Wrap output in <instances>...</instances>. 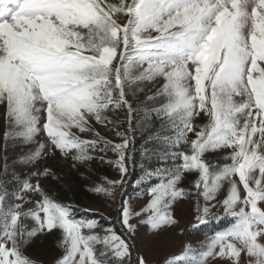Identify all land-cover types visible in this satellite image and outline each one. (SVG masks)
<instances>
[{"label": "snow or ice", "instance_id": "obj_1", "mask_svg": "<svg viewBox=\"0 0 264 264\" xmlns=\"http://www.w3.org/2000/svg\"><path fill=\"white\" fill-rule=\"evenodd\" d=\"M148 85L155 90L145 97L151 103L141 123L128 95ZM0 107L3 176L10 148L26 149L20 155L25 166L57 154L85 163L94 159L91 153L112 152L115 159L106 162L121 179L93 189L105 196L128 172L133 122L150 132L149 139L163 136L162 163L171 166L145 172L160 178L148 189L147 205L133 212L121 200L120 222L129 238L137 231L131 220L143 213L147 218L139 223L153 234L178 223L171 209L186 198L178 186L186 174L195 177L191 194L205 201L197 205L193 228L207 222L227 181L221 203L232 222L190 264H207L210 257L264 264V210L258 206L264 204V0H0ZM124 108L129 126L122 132L109 113ZM201 115L208 122L195 124ZM153 120L159 131L148 129ZM93 122L111 126L119 142L101 137ZM41 133L46 139H37ZM221 149L229 150L224 164L204 158ZM50 172H31L35 185L19 181L12 196L20 203L7 202L0 179V264H36L26 247L56 231L62 256L55 264H148L139 253L133 258L130 239L111 227L101 235L97 220L78 219L71 204L50 197L40 185ZM28 192L39 199L23 210L33 203L23 195ZM192 251L185 245L162 264H180Z\"/></svg>", "mask_w": 264, "mask_h": 264}, {"label": "rangeland", "instance_id": "obj_2", "mask_svg": "<svg viewBox=\"0 0 264 264\" xmlns=\"http://www.w3.org/2000/svg\"><path fill=\"white\" fill-rule=\"evenodd\" d=\"M132 106H138L137 104L134 105L133 102L129 101ZM2 107H0V112H2ZM201 121H204L203 123L208 122V118L201 115L200 117H197L194 121L197 125H203ZM201 123V124H200ZM94 125V124H93ZM95 131H97L99 134H104L105 138L107 140H111L113 142H119V138L116 136L115 132L108 131L104 126L101 124H95L94 126ZM3 130V121L0 120V131ZM88 135H84L82 138H86ZM37 139H46L43 136V133H41L40 136L37 137ZM87 139V138H86ZM229 152L228 149H221L217 150L215 152L209 151L205 153V159L212 162V163H219L224 164L226 161L223 160V156ZM112 153V152H111ZM129 154V152H128ZM113 159H115L114 154ZM71 156L64 158L59 156L57 154L54 158L48 157L37 164H32L28 166V169H32L35 166L39 167H56L60 170H63L64 173H66V177L71 174H74L76 172L75 167H84L83 164L76 163L74 167L71 166L70 161ZM220 158V159H217ZM5 160V159H4ZM93 168V167H92ZM86 177H92L97 174L96 172H93L94 169H91L90 166H85ZM100 171H98L99 173ZM101 173V172H100ZM131 174L132 171L128 170L127 174L123 177V184L120 187H117L114 190V193L112 196H105V198L98 200V203H95L93 205L83 204L82 208H80L83 211H78V214L84 213L85 211L93 212L99 215V217L107 219V221L114 220L116 217L119 216L120 221V213L119 209L121 207V200L127 199L132 207L133 212H139L141 211L148 203L150 197L147 195L148 191H138L134 192L135 186H130L131 182ZM26 175L27 179L30 180V182L35 185L36 178L30 177L26 172L24 173ZM108 179L105 180V187H108L107 181L108 180H119L121 179L119 173L116 171V169L113 167L112 172L109 174ZM238 182V177L234 178ZM52 180V178H51ZM50 179L44 180L43 177H40V185L42 189L47 193L48 191H51L52 187L49 183H53ZM133 185V184H132ZM135 185H138L135 183ZM133 188V189H131ZM228 190V183L227 181L223 182L221 190L217 193L216 200L212 201L211 204H214L215 207L211 208L210 216L207 220H209L212 217L221 216L224 215L222 200L226 197ZM241 196H243V189L240 188ZM26 199L31 200L33 203H27L24 204V209H28L34 206V202L39 199V196L28 192L23 193ZM13 203H20V201H17L14 199ZM85 203V202H84ZM201 208L205 206V201L202 197H197L196 195H193V198L190 199L182 198L175 201V203L172 205V213L173 217L176 221H178L177 224L168 227L164 229L163 231H160L157 234H153L146 225L140 224L139 221L141 219L147 218V213H143L141 216H134L131 220V223L136 225L137 231L135 233L134 237L129 238L127 234V230L123 227L122 223H120V228L123 231L125 239H130V242L135 244V253H133V258H135V254L139 253L148 261V264H162V262L171 256L174 255H181L184 249L185 245H190L192 252L189 253L188 256H185L184 259L180 262V264H190L191 257L201 251L206 250L205 244L206 242L211 238V236L208 235V231L212 230V226H208V224H205L204 227L198 226L196 228H193L192 225L196 223L195 217L197 215V205ZM264 210V204L258 205ZM23 209V210H24ZM226 230V229H225ZM49 234H43L38 235L37 237L33 239H38L39 243L37 244V248H33L31 242L25 249V255L28 256L30 259L36 262V264H55V262L62 256V249L58 247V241L60 240V233L58 231L54 232L53 234L55 236H52ZM104 234V232L102 233ZM198 236V237H197ZM43 238V239H42ZM42 239V240H41ZM36 245V244H35ZM32 254V255H31ZM197 258H201L197 255ZM207 264H224V261L220 260L219 258H208ZM242 264H247V258L243 257Z\"/></svg>", "mask_w": 264, "mask_h": 264}, {"label": "trees", "instance_id": "obj_3", "mask_svg": "<svg viewBox=\"0 0 264 264\" xmlns=\"http://www.w3.org/2000/svg\"><path fill=\"white\" fill-rule=\"evenodd\" d=\"M154 90L155 89L151 85H148L146 86L145 91L143 93L138 92L136 96H133L131 94L128 95V100L133 102L134 105H138L137 107L132 106L134 109L133 115L135 116L136 121H141V123H143L142 117L144 116V112L142 109L145 104L151 103L146 101L145 97L146 95H151ZM109 117L110 119L119 123L120 131L123 132L128 128L129 121L127 117V108L116 112H111L109 113ZM203 122L204 121H201V123ZM159 123L160 122L158 120H153L148 125V129H150L151 132L159 131ZM93 124V126H95V122H93ZM204 124L205 123H203V125ZM101 125L104 126L108 131L115 132V130H113L111 126H105L103 124ZM133 128L135 129V132L129 144L128 152L131 157V162L128 165V170L130 168V170L132 171L130 179L131 182H134L130 183V186H135L133 191L136 193L138 191H148L151 186L159 182L160 178L155 175L151 179L147 178L145 176L146 171H152L153 173H155V170L158 168L170 167L171 161L169 160L167 163H162V161L165 159L166 148V145L163 143V136H161L160 140H157L155 136H153L152 139H149L150 132L140 128L135 121L133 122ZM100 136L105 138L104 134H100ZM189 137L193 138L192 134H189ZM86 138L91 139L92 137L87 136ZM23 151H26V149H9L7 153L8 175L6 177L3 176L5 166V153L3 151L2 137H0V179H4L6 181L5 188L8 193V203L14 202L12 194L19 190V181L27 179L26 175H24L25 172L29 175L35 170L42 171L45 168L35 166L34 168L29 170L28 166L30 165L25 166L20 161V155ZM91 155H93L94 159L85 163L74 162L72 158H70L72 167H74L73 165L76 163L83 164L84 167H75L76 172L74 174L70 173V175L67 177L66 173L63 172L64 169L60 170L55 166L47 167L51 169V172L49 175L42 177L45 181L48 179L51 180V178V181H53L52 185L51 183H49L52 189L47 193L50 197H52L58 202H61L63 204H71L75 208V214L78 219L83 218L97 220L102 227L96 229V231L99 232L101 235H103L102 233L104 232L105 228L111 227L116 231L117 234L125 238L123 231L120 228L119 216L118 218L116 217L115 221H107V219L99 217L98 214L89 211H85V214H78V211H83L80 209L82 208L83 204H87V206H90L95 203H98V200L105 198V195L97 194L93 191V189L97 185L105 186V180L108 179L107 177H109V174L112 172L113 168L109 163L106 162L108 160L113 159V155L111 152H108L106 155L103 152H94L91 153ZM101 156L104 157V160L100 159ZM87 165L90 166L91 169H94L93 172L97 171V174L95 176H85V166ZM98 171H100L101 173H98ZM194 179V175L186 174V178L183 179L178 185L179 187L185 189L187 200L191 197L193 198V194H191L189 190H192V184ZM135 183L138 185H135ZM216 217V219L210 218L205 223L208 224V226H212V228H214L208 231L209 236L215 234L218 231H223L227 229L232 222L231 219L225 217V215H218ZM26 223L29 225V227H31L32 222L30 220L26 221ZM205 224L199 225V227H204ZM50 235L55 236L53 233H51ZM38 243V239H33L31 241L33 248H37Z\"/></svg>", "mask_w": 264, "mask_h": 264}]
</instances>
